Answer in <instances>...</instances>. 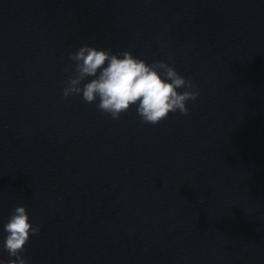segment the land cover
<instances>
[{"label":"clouds","instance_id":"obj_1","mask_svg":"<svg viewBox=\"0 0 264 264\" xmlns=\"http://www.w3.org/2000/svg\"><path fill=\"white\" fill-rule=\"evenodd\" d=\"M67 55L72 64L64 69L69 75L62 97L81 96L114 120L135 107L142 123L157 125L171 113L188 115V101L200 96L198 86L167 60L149 63L128 50L114 53L87 44ZM3 231V251L9 259H0V264H29L22 254L30 238L39 234L40 226H33L26 206L13 208Z\"/></svg>","mask_w":264,"mask_h":264}]
</instances>
